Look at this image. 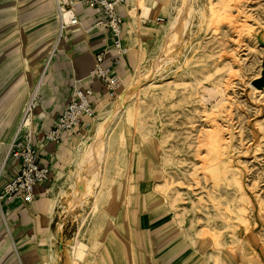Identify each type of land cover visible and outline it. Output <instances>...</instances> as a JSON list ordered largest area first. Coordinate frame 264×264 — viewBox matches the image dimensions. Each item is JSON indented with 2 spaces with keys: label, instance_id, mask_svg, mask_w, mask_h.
<instances>
[{
  "label": "rangeland",
  "instance_id": "1",
  "mask_svg": "<svg viewBox=\"0 0 264 264\" xmlns=\"http://www.w3.org/2000/svg\"><path fill=\"white\" fill-rule=\"evenodd\" d=\"M5 2L0 0V5ZM183 2L166 0L157 9L143 3L150 8L146 16L143 10L138 14V10L145 8L135 5L136 13L127 25L124 43L129 49L130 66L118 96L127 86L142 81L137 95L126 102L119 121L112 122L119 139L117 149L107 160L106 165L111 160L113 164L109 175H103L102 189L111 197L110 202L102 200L97 209L92 204L93 197L81 205L70 204L77 148L56 145L60 163L44 185L48 186L37 188L40 196L34 204L36 221L5 215V208L10 205L7 203L2 207L4 212L0 210V264H71L67 242L80 233L90 247L86 264H116L126 258L127 253L118 252L117 248L128 243L127 236L112 238L111 232L117 216H124L129 210L128 204L118 200V189L133 176V163L137 165L144 158L130 153L142 148L161 149L162 155L154 157L162 168L156 192L173 227L198 249V254L210 264H222L224 251H232L244 264L250 260L252 264H264V84H257L264 81V0H189L192 8L185 15L190 26L181 46L178 44V53L171 61L159 63L167 58L160 48L165 27L182 9ZM16 3L22 11L18 20L29 19L43 9L49 13V19L41 25L45 20L42 16L35 17L33 22H17L0 33V96L6 95L11 84V76L2 73L20 66L16 59L20 53L26 54L23 63L31 93L43 69L37 65L38 60L56 44L54 1ZM15 17L14 11L8 12V18ZM156 64L161 65L160 69L150 77ZM88 71L91 73V67ZM214 89L219 91L215 93ZM116 101L101 109L98 117L112 111ZM9 120L10 117L4 126ZM214 127L221 131L223 148L219 151L205 143L207 133ZM14 131L11 127L4 135L3 149ZM218 159L219 164L223 163L214 169ZM41 200L56 201L51 222L41 215ZM208 217L216 228L207 227ZM98 221L108 222V229L98 226ZM235 236L238 242H232ZM203 242L207 245L201 247ZM50 251L56 253L53 262ZM156 256L158 253H150L151 259Z\"/></svg>",
  "mask_w": 264,
  "mask_h": 264
},
{
  "label": "crops",
  "instance_id": "2",
  "mask_svg": "<svg viewBox=\"0 0 264 264\" xmlns=\"http://www.w3.org/2000/svg\"><path fill=\"white\" fill-rule=\"evenodd\" d=\"M136 1L137 0H128L130 8L127 9L126 12L129 14L124 12V38L127 34V25L132 20L131 9L137 5L136 3L138 1ZM165 1L166 0H142V2L150 8L152 7L156 9L159 5L164 4ZM12 5L15 6L14 9L9 10V7ZM9 11L11 13L13 11L15 12L16 17L14 19L8 18ZM139 11L142 12L140 9L138 10V14ZM21 12L22 11L19 9L16 0H6L5 3L1 4L0 29L2 30L0 33L6 29V27L15 26L17 22H33L35 17L42 16L45 20L40 23L41 25L49 19V13L47 10L43 9V11L35 14L29 19L18 20L17 15L19 16ZM78 17L82 26L87 28L99 18V14L97 11L81 9L78 11ZM143 27L145 29L151 28L146 26ZM0 38L2 39L1 35ZM110 43V34L108 32L97 30H91L89 32H84L82 30H69L65 32L63 39L60 41L57 54L44 75V86L41 89L42 103L40 108L36 111L34 119V129L36 131L35 142L40 147L39 152L44 164L53 165V168L56 166V169H58V163H60V161H58L59 158L56 145L46 143L43 135L51 127L53 120L62 111L70 99L73 92L74 81L82 80V84L93 87L95 91L93 100L95 102V110L97 113H100L99 111H102L101 109L106 107L107 98L102 92L101 84L98 81L88 79L87 77L90 74L88 69L91 67L92 71L94 67V56L99 52L104 51L106 47L110 46ZM125 46L127 47L126 44ZM25 55L26 54L20 53L16 56V59L20 62V66L17 69L12 72L4 70L2 73L5 76H11L8 79L11 84L5 91L6 95L3 94L0 96V107H2L0 112V157L3 152V142L6 141L4 135L11 129V127H14L15 129L22 108L26 103L31 90L29 85H27L26 69L25 64L23 63ZM46 56L44 57L43 55L42 58L38 60L39 62L37 65H41L40 68L43 67L42 65ZM107 59L108 62H110L109 56ZM129 63L128 54L122 64L115 69L117 75L122 81L125 75L128 74ZM33 67L34 66L32 65V68ZM42 73L43 69L40 71V75L35 79L34 83H37ZM33 74H35V72H33ZM32 83L33 79L31 84ZM5 96L7 97L3 99ZM8 117H10V120L4 126L5 120ZM82 144H79V141L70 135H65L62 145L70 148L76 146L75 148H77V146ZM130 155L143 156L144 158L138 160L140 163L137 165H134L133 163V176H131V178L129 177L125 181V184L118 189L120 191L118 200L121 197V203L128 204L129 210L126 215L121 217L117 216L116 224L114 223V227L112 226V238L126 235L128 242L126 245L122 246V249L117 248L118 252L122 250L127 254L126 258L117 261L116 264H210L207 261L208 259H205L198 254V249L194 248L188 240L181 237L182 233L176 231V227H173V224L170 221L171 219L164 213L163 202L160 199L161 196L156 192V187L160 185L162 177V174L160 173L162 172V168L161 165L157 163L159 160L154 158V156L158 157L162 155L161 149H135ZM10 179L11 175L9 173L4 174L0 180V185H3ZM47 186L48 185L39 187L43 188ZM39 196L40 195L37 194V198ZM12 202L13 204L11 205ZM12 202L10 203L11 206L8 205L7 208L4 207L6 212L5 215H12L16 219L21 216L22 218L36 221L37 209L34 205L35 203L24 205L20 198H17ZM4 208L2 209L3 212ZM55 220L54 217L53 224H56ZM123 224L125 225L124 227H122ZM175 231L176 233H174ZM163 237L164 240H161ZM204 244L207 245L206 242H203L201 247ZM152 251L158 253V256L154 259L150 258V253ZM136 256H139V258H136ZM236 258L237 257L232 254V251H224L222 253L221 263L244 264V262L240 260L238 261ZM92 259H94V256H92Z\"/></svg>",
  "mask_w": 264,
  "mask_h": 264
},
{
  "label": "built area",
  "instance_id": "3",
  "mask_svg": "<svg viewBox=\"0 0 264 264\" xmlns=\"http://www.w3.org/2000/svg\"><path fill=\"white\" fill-rule=\"evenodd\" d=\"M53 1L57 25L55 47L44 59L43 73L22 108L13 138L4 147L0 157V180L6 173L11 175L10 180L0 185L1 211L4 204H10L17 198H20L24 205L35 203L37 187L44 186L50 181L53 165H46L42 161L40 147L35 142L34 119L42 103L41 89L44 86V75L57 54L58 45L65 32L74 29L84 32L91 30L108 32L111 36L110 46L94 56V67L87 78L101 84L107 105L118 99V90L122 85V80L115 69L129 54V49L124 44V12L130 8L128 0ZM81 9L97 11L99 18L85 28L78 17V11ZM66 14L68 20L65 19ZM82 82V80L74 81L70 99L43 135L46 143L60 145L63 144L65 135H70L81 144L87 142L92 134L98 117L93 100L95 91L93 87Z\"/></svg>",
  "mask_w": 264,
  "mask_h": 264
},
{
  "label": "bare ground",
  "instance_id": "4",
  "mask_svg": "<svg viewBox=\"0 0 264 264\" xmlns=\"http://www.w3.org/2000/svg\"><path fill=\"white\" fill-rule=\"evenodd\" d=\"M137 1H136L137 2L136 4L137 5L140 4L139 6H141L143 8L144 6L142 5L143 4L142 0H137ZM227 6H228V4L226 5V7ZM137 7H136V9H137ZM190 7L191 6H190L189 0H184L183 7L179 11V13L175 17L169 19V22H168L167 26L165 27V31H164V33H165L164 41L162 43V46H160V48L162 50L161 52L163 54H166L165 56H167V58H165V60L163 59V60L159 61V63H163V62L167 63V62L171 61L175 57V55L178 53V44H180L183 35L185 34L186 30L190 26V23L188 21L189 19L185 15V12H188V9H190ZM144 8L145 9H141V10H143V16H146L148 14L150 8L149 7H144ZM131 11H132L131 16L133 18L135 13H136V12H134L135 8H132ZM127 14H129V13H127ZM226 17H228V16L226 15ZM65 19L68 20L67 14L65 15ZM180 46H181V44H180ZM156 63H158V62H156ZM156 66H158V67H156ZM159 66H161V65L156 64L155 67H153V68H155V70H153L150 77L154 76L153 73H156V69L157 70L160 69ZM141 81L139 80L138 81L139 83L137 81H135V83L137 82L136 84H131V83H133V82H131L130 83L131 85L127 86L124 89V91L122 90L123 92H121L120 96H118V99H117L118 102L116 101L117 104L112 105V107H113L112 111L105 114L106 116L104 115V116H100V118L98 117L99 119L96 122V128H95L94 135L89 140L90 143H89V141H87V142H84L83 144L81 143L82 145L77 146V149L75 150V152H77V171L75 174L76 179L74 182H72L73 185L71 188V195H70V196H72V200L70 201V204L72 203L73 206L83 204L84 201L90 200L89 199L90 197H91V199L93 197V199L91 201H92V204L94 205V209L98 208L97 205L102 200H105V202L107 204H108V202H110L111 197L107 196L106 192L102 191V189L105 186L104 185L105 180H103V175L104 176H105V174L109 175L110 168L113 164V160H111L108 163V165H106L107 160L109 159L110 154L117 149V144H118V139H119V132L116 129H114L115 127L112 126V122L114 120L116 122L118 117L120 115H123L122 112L125 110L126 102L128 100H130L132 97H134L135 95H137V90L139 88L138 85L141 83ZM257 84L262 85V84H264V81L258 82ZM253 90H255V88ZM217 91H219V90H217ZM217 91L215 90V93H217ZM204 98H205V95H204ZM220 132H221L220 129L214 127L212 130L210 129V131L207 133V135L205 137V141H206V139L208 141H206V142L204 141V142L206 144H208L213 151H217L218 149H220L223 146L222 138H221L222 136L220 135ZM203 134H204V132H203ZM151 137H152V135H151ZM154 141H155V139H154ZM163 149H162V151H163ZM158 158H159V156H158ZM222 163L223 162H221L220 164H222ZM214 164H215L214 169L218 168L220 166L219 159H218V163H214ZM132 179H133V177H132ZM234 180L236 182L237 179H234ZM238 188H239V186H238ZM240 189L242 190V187ZM234 194H236V193H234ZM70 196H69V198H70ZM237 197H240V196H237ZM41 201H42L41 215L44 218H46L49 222H51L52 221V214H53V212H55L54 211V205H55L56 201H52V200H44V201L41 200ZM68 204H69V202H68ZM115 206L116 205L113 206V209L111 212H113ZM204 208L206 209V206ZM237 210L239 211V209H237ZM241 210L242 209L240 207V211ZM240 211H239V213H240ZM240 217H241V215H240ZM210 219H211V217H208L207 221L209 222V224L207 225V227L208 228H211V227L214 228L215 224L214 223L211 224ZM242 219H243V217H242ZM110 221L112 222V217H110ZM243 221H244V219H243ZM97 224H98V226H100L103 229H108V222L106 223V221H105V223L98 221ZM226 224H228V223H226ZM235 224H237V223H235ZM239 225H240V223H239ZM235 226H237V225H235ZM237 228H238V226H237ZM199 237H200V235H199ZM210 238H212V237H210ZM215 238H217V237H215ZM216 241L217 240L215 239V244L217 243ZM238 241H239L238 237L235 236L233 238L232 242H238ZM67 245L69 246L68 255H69V260L71 261V264H86L85 259L87 257V253L90 250V247L87 243L84 242L81 233L78 235L76 234L75 238L68 240ZM55 258H56V253L53 251H50V260L53 262ZM90 260L91 261L93 260L92 257H90ZM248 264H252V261L250 260L248 262Z\"/></svg>",
  "mask_w": 264,
  "mask_h": 264
}]
</instances>
